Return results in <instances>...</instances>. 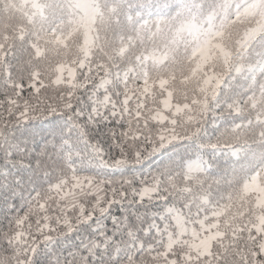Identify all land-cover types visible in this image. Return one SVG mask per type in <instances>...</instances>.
I'll use <instances>...</instances> for the list:
<instances>
[{
    "label": "snow or ice",
    "instance_id": "snow-or-ice-1",
    "mask_svg": "<svg viewBox=\"0 0 264 264\" xmlns=\"http://www.w3.org/2000/svg\"><path fill=\"white\" fill-rule=\"evenodd\" d=\"M0 264H264V0H0Z\"/></svg>",
    "mask_w": 264,
    "mask_h": 264
}]
</instances>
